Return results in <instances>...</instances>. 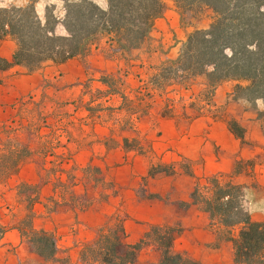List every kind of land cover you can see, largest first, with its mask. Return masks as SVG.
Returning a JSON list of instances; mask_svg holds the SVG:
<instances>
[{"label": "crops", "instance_id": "0c3cea01", "mask_svg": "<svg viewBox=\"0 0 264 264\" xmlns=\"http://www.w3.org/2000/svg\"><path fill=\"white\" fill-rule=\"evenodd\" d=\"M24 1L21 5L30 2ZM67 1L36 0V11L41 16L54 4L63 19ZM94 1L108 7V0ZM12 3L17 1L0 0V8ZM164 3L163 14L138 47L124 49L113 35L103 33L86 53L63 62L48 60L33 70L14 63L17 40L0 33V60L10 62H0V146L14 136L4 137L5 129L20 127L14 141L27 148L0 196V223L6 227L0 264H61L64 258L84 264L83 244L93 241L117 211L125 215L126 243L139 242L147 224L171 226L176 230L175 251L203 264H235L234 243L221 235L226 227L192 193L207 177L221 174L243 185L249 204L264 207V121L247 101L234 99L236 80L213 86L203 74L184 79L186 83L166 75L189 34L209 28L215 12L207 6L200 16L183 19L174 0ZM57 33L66 34L62 23ZM143 86L151 91L148 97ZM210 92L212 100L204 104L202 98ZM177 94L184 99L194 94L195 103L168 104L167 98ZM257 104L264 106L262 100ZM231 120L243 138L231 128ZM125 139L135 140L137 150L125 148ZM55 142L69 143L78 165H91L111 179L115 193L82 205L60 192L38 160L40 149ZM158 159L175 171L151 175ZM180 161L189 167L179 168ZM21 184L32 186L34 193L11 200ZM25 198L34 227L56 235L59 260L43 257L20 230ZM251 216L263 221L264 211ZM160 258L159 246L149 243L131 264L157 263Z\"/></svg>", "mask_w": 264, "mask_h": 264}, {"label": "trees", "instance_id": "16d2710c", "mask_svg": "<svg viewBox=\"0 0 264 264\" xmlns=\"http://www.w3.org/2000/svg\"><path fill=\"white\" fill-rule=\"evenodd\" d=\"M174 1L183 19L199 16L207 6L214 10L215 16L209 28L189 34L173 70L181 71L184 79L206 75L213 86L236 80L234 99L249 102L264 121V106L257 109L259 100L264 104V0ZM164 10V0H108L107 8L93 0H71L67 1L66 14L60 19L51 6H47L45 16L41 17L34 2L26 6L10 5L0 8V33L17 40L14 63L33 70L48 60L63 62L86 53L89 44L103 33L113 35L124 49L138 47ZM60 23L66 34L57 33ZM0 62L4 66L10 64L5 60ZM230 126L243 138L236 121L231 120ZM20 148L8 174L17 170L27 153L25 146ZM157 167H153L151 175L175 171L173 165L168 170ZM206 179V184H197L192 197L228 230V237L234 243L235 264H264V220H253L250 212L244 210L243 185L232 179L223 180L221 174ZM23 222L25 225L20 230L29 237L35 250L47 260H59L56 235L35 228L31 211ZM237 225L242 227L234 235L232 229ZM5 231L6 227L0 223V240ZM175 232L171 226L152 225L139 242L126 243L125 215L117 211L93 241L83 244L80 259L84 264H131L145 245L156 243L161 258L152 264H203L173 249ZM59 261L72 264L69 258Z\"/></svg>", "mask_w": 264, "mask_h": 264}, {"label": "rangeland", "instance_id": "374dc122", "mask_svg": "<svg viewBox=\"0 0 264 264\" xmlns=\"http://www.w3.org/2000/svg\"><path fill=\"white\" fill-rule=\"evenodd\" d=\"M17 1V3H12V4H8L7 6L10 5H18V6H26L31 4L32 2L35 3L36 0H30V2H28L25 5H21V3H24V0H15ZM94 1V0H93ZM47 6H51L52 9L54 10V12L56 13L55 9H56V5L54 4H49ZM6 7V6H3ZM47 8V7H46ZM46 13V11H45ZM45 14H42L41 17H44ZM200 16V15H199ZM215 16V14H214ZM213 16V19H214ZM189 19V16H187ZM166 75L167 76H174L176 77L178 80L183 81V83H186V81L184 80V75L181 71H174L173 68H169L166 71ZM145 95H149V93L151 92L148 88V86H143ZM211 92L209 94H207L205 97L202 98V102L204 104L209 103L211 99ZM148 97V96H147ZM196 96L194 94L188 95L187 97H185L186 99H184L182 97L181 94H177L176 96L167 98L168 100V104L174 105V104H194L195 103V98ZM249 106L251 109H255L249 102H248ZM257 109H261L258 104H257ZM256 110V109H255ZM19 129H21L20 127H15V128H9L8 130L5 129L4 132V137L9 136L10 133L12 135H14L13 137H10L11 139H8L7 143H3L0 146V196L5 193V191H7L8 189V178L10 176V174H8V171L12 168L13 165V161H14V157L16 156V154H18V152H20L21 150V146H19L14 140H15V135L16 133H18L17 131H19ZM69 129V128H68ZM67 129V130H68ZM241 129V128H240ZM58 130V129H56ZM6 131H8L9 133H6ZM65 132V131H64ZM123 146L129 150H137V143L135 140L133 139H125L123 142ZM26 148V147H25ZM22 153V152H21ZM38 160L39 162H42V165H45L47 168V171L49 172V177L51 178V180L53 181V183L55 184V186L58 187V189L60 190V192H65L67 194V196H70L71 198H73L76 202L81 203L82 205H85L88 203L89 200L93 199V198H106L108 197L109 193H113L115 191V185L113 184V181L109 178H107V176H102L101 174H99L96 169L94 167L90 166H79L77 159H76V155H75V149L69 144H60L58 143H50L49 146L45 147L44 149H40V151L38 152ZM49 157L48 161L44 160L45 157ZM25 157V156H24ZM43 158V160H41V158ZM23 159V157H22ZM158 167L157 169H169L170 165L168 164H163V166H161L162 164L159 163L160 160L158 159ZM189 167V163L187 161H180L179 162V168H183V169H187ZM230 179V177L224 176L223 180H228ZM207 180H203V184H206ZM35 189L30 186V185H25V184H21L19 185V192L18 195L14 194L11 195L10 199L11 200H18V197H21L23 194H32L34 193ZM75 192V193H73ZM115 193V192H114ZM259 194H257L258 199H260V195L262 194L261 192H258ZM74 194V195H72ZM24 204H25V216L24 219L26 218V216L28 215V209H27V205H28V199L25 198L23 199ZM244 203L245 204H249L248 203V199L245 198V190H244ZM5 210V209H4ZM259 212V211H258ZM254 213V212H252ZM251 213V214H252ZM255 216V214H253ZM23 219V221H24ZM21 222L20 226L24 227V223L25 222ZM150 226L147 224L146 228L148 229ZM242 227V225H237L232 229V234L237 235L240 228ZM221 235L222 237L224 236H228V230H222L221 231Z\"/></svg>", "mask_w": 264, "mask_h": 264}, {"label": "clouds", "instance_id": "9594fccd", "mask_svg": "<svg viewBox=\"0 0 264 264\" xmlns=\"http://www.w3.org/2000/svg\"><path fill=\"white\" fill-rule=\"evenodd\" d=\"M264 205V202H261ZM244 210L248 212H255V211H264V207L256 204H244Z\"/></svg>", "mask_w": 264, "mask_h": 264}, {"label": "built area", "instance_id": "2783aa9c", "mask_svg": "<svg viewBox=\"0 0 264 264\" xmlns=\"http://www.w3.org/2000/svg\"><path fill=\"white\" fill-rule=\"evenodd\" d=\"M171 105V104H170Z\"/></svg>", "mask_w": 264, "mask_h": 264}]
</instances>
